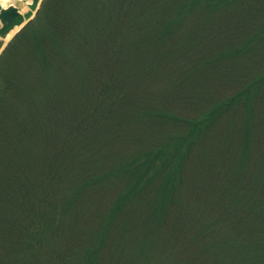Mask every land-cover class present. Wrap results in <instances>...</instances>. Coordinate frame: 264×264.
Segmentation results:
<instances>
[{"label":"trees","instance_id":"obj_1","mask_svg":"<svg viewBox=\"0 0 264 264\" xmlns=\"http://www.w3.org/2000/svg\"><path fill=\"white\" fill-rule=\"evenodd\" d=\"M0 264H264V0H43L0 54Z\"/></svg>","mask_w":264,"mask_h":264},{"label":"rangeland","instance_id":"obj_2","mask_svg":"<svg viewBox=\"0 0 264 264\" xmlns=\"http://www.w3.org/2000/svg\"><path fill=\"white\" fill-rule=\"evenodd\" d=\"M42 1L43 0H19L20 15L14 20L13 23L9 24L6 27L0 28V54L10 43L13 37L22 29V27L27 25L31 21V19L35 17L39 8L41 7ZM85 1L90 5L92 3V0ZM41 98L44 99L45 97ZM219 127L221 128V126Z\"/></svg>","mask_w":264,"mask_h":264},{"label":"water","instance_id":"obj_3","mask_svg":"<svg viewBox=\"0 0 264 264\" xmlns=\"http://www.w3.org/2000/svg\"><path fill=\"white\" fill-rule=\"evenodd\" d=\"M19 14V0L9 3L6 7H1L0 28L8 26Z\"/></svg>","mask_w":264,"mask_h":264},{"label":"bare ground","instance_id":"obj_4","mask_svg":"<svg viewBox=\"0 0 264 264\" xmlns=\"http://www.w3.org/2000/svg\"><path fill=\"white\" fill-rule=\"evenodd\" d=\"M14 0H0L1 7L7 6L9 3L13 2Z\"/></svg>","mask_w":264,"mask_h":264}]
</instances>
